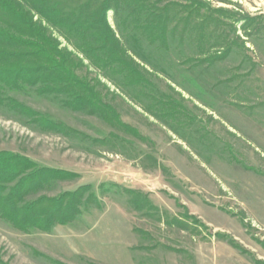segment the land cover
I'll return each instance as SVG.
<instances>
[{"label":"rangeland","instance_id":"374dc122","mask_svg":"<svg viewBox=\"0 0 264 264\" xmlns=\"http://www.w3.org/2000/svg\"><path fill=\"white\" fill-rule=\"evenodd\" d=\"M207 1L216 8L264 15V0ZM109 21L154 88L179 99L184 113L175 120L155 112L145 90L125 85L121 76H108L88 60L79 73L92 79L122 121L144 139L98 116L72 110L54 95H40L30 87L7 90L9 96L83 134L65 136L43 129L0 106V151L76 174L52 181L28 199L59 196L90 185L100 205L83 204L73 221L55 224L49 231H24L0 217V261H264V27L253 26L256 32L247 36L241 23L232 22L233 27L230 19L226 20L229 25L211 24V42L224 29L230 38L239 34L242 39L227 58L208 65L197 62L202 52L190 36L182 43L168 34L167 46H162L150 43L135 27L129 10L110 11ZM49 31L62 47L83 57L57 29L49 27ZM218 232L234 238L247 253L218 237Z\"/></svg>","mask_w":264,"mask_h":264},{"label":"trees","instance_id":"16d2710c","mask_svg":"<svg viewBox=\"0 0 264 264\" xmlns=\"http://www.w3.org/2000/svg\"><path fill=\"white\" fill-rule=\"evenodd\" d=\"M123 10H129L135 27L150 43L167 46L168 34L179 37L182 43L190 36L202 52L199 64L212 65L224 60L242 39L239 34L230 38L224 29L211 42L214 38L211 24L219 27L228 24L226 20L230 19L232 25L241 23L247 36L256 32L253 26L264 27L263 14L251 16L216 8L207 0H0V106L28 117L43 129L65 136L83 135L7 94L10 89L30 87L40 95H54L72 110L98 116L112 127L144 139L137 129L122 121L118 110L105 100L92 79L79 73L88 60L108 76L111 73L121 76L125 85L141 87L144 95L152 100L155 112L179 120L185 110L181 101L154 88L112 27L109 12L119 14ZM49 27L57 29L83 57L62 47ZM75 176L68 170L40 167L18 153L0 151V217L24 231L30 228L49 231L55 224L73 221L83 204L100 205L90 185L59 196L28 198L54 180ZM137 199L141 201L136 198V202ZM217 235L247 253L234 238L221 232ZM255 261L264 264V261ZM0 264L7 263L0 261Z\"/></svg>","mask_w":264,"mask_h":264}]
</instances>
